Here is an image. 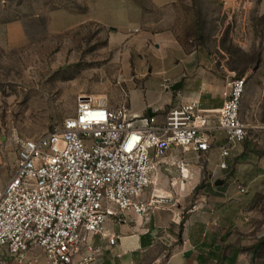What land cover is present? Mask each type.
<instances>
[{
  "label": "rangeland",
  "instance_id": "374dc122",
  "mask_svg": "<svg viewBox=\"0 0 264 264\" xmlns=\"http://www.w3.org/2000/svg\"><path fill=\"white\" fill-rule=\"evenodd\" d=\"M91 1L0 0L1 189L15 170V137H38L54 130L73 115L79 96L93 95L114 107L128 98L126 88L112 83L120 76L119 55L125 48L124 42L111 40L114 27L85 20L54 30L53 23L73 24L81 19ZM116 1L141 7V29L149 32L152 46L157 33L167 32L184 53L195 54L196 69L213 68L221 79L246 78L241 118L247 134L233 146L237 156L232 163L226 169L220 167L217 147L201 154L170 151L158 166V185L149 186L142 195L156 187L171 194L183 207L181 213H186L202 197L218 193L225 182L235 189L239 180L231 172L238 162H249L247 174H254L249 167L264 165V0H174L164 6H155L152 0ZM152 87L161 88L157 83ZM183 164L189 169L188 178L181 175ZM263 165L261 178L243 185L246 192H239L250 200L253 224L262 232ZM218 178L223 183L216 185ZM36 254V264H48L41 253Z\"/></svg>",
  "mask_w": 264,
  "mask_h": 264
},
{
  "label": "built area",
  "instance_id": "2783aa9c",
  "mask_svg": "<svg viewBox=\"0 0 264 264\" xmlns=\"http://www.w3.org/2000/svg\"><path fill=\"white\" fill-rule=\"evenodd\" d=\"M245 86L244 76L229 75L218 109L191 101L171 107L161 120L132 116L126 100L109 107L82 95L54 130L15 137V170L0 188V264H36L37 249L48 264L92 263L102 247L88 236L102 235L109 217L122 221L126 211L145 215L173 202L171 194L142 197L170 151L201 154L218 147L226 169L231 149L247 134ZM180 172L190 175L184 164ZM115 241L108 237L109 244Z\"/></svg>",
  "mask_w": 264,
  "mask_h": 264
},
{
  "label": "crops",
  "instance_id": "0c3cea01",
  "mask_svg": "<svg viewBox=\"0 0 264 264\" xmlns=\"http://www.w3.org/2000/svg\"><path fill=\"white\" fill-rule=\"evenodd\" d=\"M173 1L152 0L155 6ZM126 2L122 5L113 0H93L81 19L73 24L53 23L54 30H64L85 20L114 27L111 40L124 42L125 48L119 55L120 76L112 83L128 90L126 101L132 116L149 115L161 120L171 107L191 101H200L208 109L221 107L228 77L219 78L213 68L196 69L195 54L184 53L167 32L157 33L153 49L149 32L141 29V7ZM179 82L181 87L172 89ZM155 83L161 88H153ZM234 148L226 158L230 164L237 156ZM217 150L219 153L218 147ZM248 163L238 162L233 168L231 176L239 180L235 189L225 182L218 193L202 197L186 213H181L183 207L173 200L160 204L149 214L126 211L122 221L112 218L103 227L102 235L88 236L94 246L102 247L90 264H264V232L253 224L250 200L244 194L239 195L240 186L261 178L263 163L257 168L249 167L248 171L253 170L254 174H247ZM155 178L157 186L159 176ZM164 193L155 187L143 198L167 195ZM113 236L116 241L111 245L108 237ZM35 252L44 256L38 250ZM86 253L82 249L81 254ZM79 258L80 255L76 257Z\"/></svg>",
  "mask_w": 264,
  "mask_h": 264
},
{
  "label": "water",
  "instance_id": "95a60500",
  "mask_svg": "<svg viewBox=\"0 0 264 264\" xmlns=\"http://www.w3.org/2000/svg\"><path fill=\"white\" fill-rule=\"evenodd\" d=\"M181 84H182L181 82L174 84L172 86V89H178V88H180L181 87ZM148 112H149L150 115L152 114L150 110ZM222 183H223V179H221V178H219V179H217L215 181V184L216 185H219V184H222Z\"/></svg>",
  "mask_w": 264,
  "mask_h": 264
},
{
  "label": "bare ground",
  "instance_id": "6f19581e",
  "mask_svg": "<svg viewBox=\"0 0 264 264\" xmlns=\"http://www.w3.org/2000/svg\"><path fill=\"white\" fill-rule=\"evenodd\" d=\"M103 96H104V95H103ZM98 101L102 102V101H101V100H99V99H98ZM103 103H105V102H103Z\"/></svg>",
  "mask_w": 264,
  "mask_h": 264
}]
</instances>
